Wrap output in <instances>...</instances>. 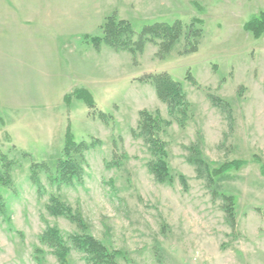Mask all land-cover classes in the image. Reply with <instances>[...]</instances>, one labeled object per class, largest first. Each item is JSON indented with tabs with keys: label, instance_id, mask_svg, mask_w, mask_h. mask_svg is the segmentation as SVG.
<instances>
[{
	"label": "rangeland",
	"instance_id": "obj_1",
	"mask_svg": "<svg viewBox=\"0 0 264 264\" xmlns=\"http://www.w3.org/2000/svg\"><path fill=\"white\" fill-rule=\"evenodd\" d=\"M3 1L2 12L17 16L6 23L17 28L18 45L32 47L28 37L35 47L33 67L30 59L29 67L15 72L33 79L38 108L27 130L13 124L14 113L0 114L16 126L9 125L11 143L0 118V154L15 162L12 186L0 187L11 213L10 224L0 221V264H58L38 236L55 226L67 240L80 229L48 214L51 196L80 215L94 238L121 252L119 264H264V34L254 39L243 30L251 16L264 12V0ZM113 13L136 32L154 23L199 19L202 34L195 52L183 53L181 40L162 58L150 43L134 57L84 45L82 36H100ZM0 28L7 49L8 30ZM159 74L183 87L190 104L184 125L143 82ZM79 89L91 95L93 108L74 98ZM210 96L224 102L221 108ZM141 111L169 122L160 135L173 177L169 184L155 181L147 168L150 154L132 136ZM98 114L110 119L105 123ZM67 128L76 142L96 141L85 153L82 181L56 186L41 174L43 190L37 192L29 165L55 160ZM194 152L211 170L233 161L243 165L209 183L188 161ZM227 197L233 199L232 219L224 210ZM69 261L86 264L72 247Z\"/></svg>",
	"mask_w": 264,
	"mask_h": 264
},
{
	"label": "trees",
	"instance_id": "obj_2",
	"mask_svg": "<svg viewBox=\"0 0 264 264\" xmlns=\"http://www.w3.org/2000/svg\"><path fill=\"white\" fill-rule=\"evenodd\" d=\"M202 21L193 19L186 25L180 21L169 23H154L144 26L139 32H136L132 25L126 21L118 19L113 13L106 17L100 26V36L83 35V44L90 45L99 49L104 45L115 52H128L133 57L141 54L147 43L157 47V56L160 58L170 53L174 47L184 40L183 53H193L197 48V41L202 34ZM243 30L252 35L254 39H259L264 34V12L251 16L243 25ZM192 81L191 76H187ZM143 82L150 83L156 92L158 99L167 107L168 114L180 125H184L188 119L190 104L186 99V94L182 85L174 81L167 74L147 75ZM75 99L82 100L88 108H93L95 103L91 95L84 89H79L72 94ZM71 99L70 95L65 96L66 102ZM213 104L221 108L224 103L217 97L210 96ZM98 116L107 123L110 119L105 114ZM0 119V123H1ZM169 124L162 120L158 113L141 111L137 127L132 131V136L141 139L147 152L150 154V160L147 163L149 172L153 175L157 183H171L173 177L170 173L167 162L166 143L163 142L160 135L163 132V126ZM96 144L85 141L76 142L69 128L64 135V143L59 156L51 162H31L29 165V180L36 187L37 192L43 190L40 182L41 174H44L46 180L51 185L69 186L81 183L83 178V167L85 164V153L92 149ZM192 150V149H191ZM29 157V154H24ZM123 158V156L121 157ZM188 161L195 166L198 177L204 178L211 183L213 179L231 169H239L243 165L241 161H233L223 164L217 170H211L208 164L199 156L197 152L192 153ZM15 166L14 160H10L5 154H0V187L10 188L12 186V170ZM182 185H186L185 178L178 177ZM226 204L224 210L229 219L233 218V199L225 198ZM46 211L52 217H63L76 225L80 232L72 233L66 240L61 235L59 229L46 227L38 236V244L50 250L58 264H71L69 255L71 247L82 255L86 264H119L118 259L123 257L119 251L109 250L104 243L97 240L88 232L80 215L75 214L71 208L63 203L58 197L51 196L46 206ZM0 221L10 224L11 213L6 200L0 191ZM36 254H42L41 249L35 250ZM36 256V261L41 259ZM156 259L160 261L159 256Z\"/></svg>",
	"mask_w": 264,
	"mask_h": 264
},
{
	"label": "crops",
	"instance_id": "obj_3",
	"mask_svg": "<svg viewBox=\"0 0 264 264\" xmlns=\"http://www.w3.org/2000/svg\"><path fill=\"white\" fill-rule=\"evenodd\" d=\"M4 4L5 2L0 0V26L5 25L8 30L6 32V41L9 42V45L5 49V46L1 44L2 28H0V114L3 111L14 113L15 121H12L13 124H16L22 130H27V125H29L28 120L32 118L33 126L34 110L38 108V104H35L34 81L29 78L27 73L22 77H18L15 72V67H29L30 59H32L30 67H33V52L35 47H33L32 39L29 40L28 37L26 39V45L31 43L32 47L21 48L18 45L17 40L14 38L17 28H12L11 24L6 23L8 20L13 19L17 22V16L13 13H3ZM7 33H10V35H7ZM12 40L15 41L16 45L12 46ZM0 118L4 123L2 131L7 134L8 139L12 143L9 134L10 131L13 132L12 128L16 126L11 121H5L1 116ZM12 145L15 146L14 144Z\"/></svg>",
	"mask_w": 264,
	"mask_h": 264
}]
</instances>
